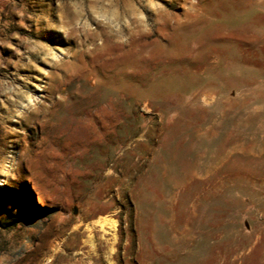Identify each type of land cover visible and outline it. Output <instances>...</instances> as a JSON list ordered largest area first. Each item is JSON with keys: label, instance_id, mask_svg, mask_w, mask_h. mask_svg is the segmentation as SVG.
I'll return each mask as SVG.
<instances>
[{"label": "rangeland", "instance_id": "obj_1", "mask_svg": "<svg viewBox=\"0 0 264 264\" xmlns=\"http://www.w3.org/2000/svg\"><path fill=\"white\" fill-rule=\"evenodd\" d=\"M0 264H264V0H0Z\"/></svg>", "mask_w": 264, "mask_h": 264}, {"label": "trees", "instance_id": "obj_2", "mask_svg": "<svg viewBox=\"0 0 264 264\" xmlns=\"http://www.w3.org/2000/svg\"><path fill=\"white\" fill-rule=\"evenodd\" d=\"M11 215L9 214V212L5 213L4 216L2 218H0V224H3V225H14L15 222L17 221H20L22 219L26 220L27 219V216L26 215H18L16 219H13L11 222H9V219H10Z\"/></svg>", "mask_w": 264, "mask_h": 264}]
</instances>
